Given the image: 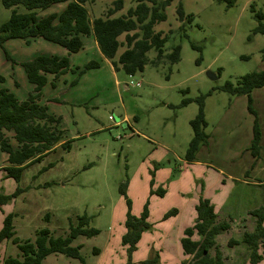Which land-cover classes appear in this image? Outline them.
I'll return each mask as SVG.
<instances>
[{
  "label": "rangeland",
  "instance_id": "obj_1",
  "mask_svg": "<svg viewBox=\"0 0 264 264\" xmlns=\"http://www.w3.org/2000/svg\"><path fill=\"white\" fill-rule=\"evenodd\" d=\"M115 1L88 5L91 18L105 16ZM123 1L124 9L116 18L137 5L136 0ZM180 3L187 16H194L185 25L188 38L179 33ZM253 4L256 11L264 12V0H235L232 7L218 0H175L166 9L167 20L154 30L172 32L166 54L180 45V62L171 65L164 60L153 65L157 57L153 49L144 71L131 77L116 72L92 38L84 39V50L78 54L40 38L31 44L10 40L0 48V76L4 78L0 92L8 91L20 101L34 92L23 63L40 56L69 58L71 71L55 87L53 76H47L40 104L62 119L65 140L72 141L70 151H53L30 166L19 182L8 178L6 171L0 172V197L19 190L16 198L0 204V226L13 214L16 237L34 242L42 229H49L54 237H69L71 222L77 224L79 216H86L87 228L99 231L97 236L80 237L73 243L74 247L82 245L86 264H143L157 255L160 264H185L189 258L185 260L183 253L179 258L169 246L177 241L182 250L179 239L194 224L199 201L208 199L219 219L231 223V230L217 238L225 264H250L244 244L229 248L228 243L254 232L256 218L251 213L264 208V88L252 93L262 133L258 158L250 150L256 116L249 111L248 98L231 96L220 88L264 71V35L253 34L257 26ZM66 7L58 4L39 16L59 15ZM19 12L26 10L20 6ZM10 17L11 11L0 0V27ZM124 40L125 36L119 38ZM193 44L201 50H194ZM125 50L121 47L118 57ZM92 61L101 63V68L81 74ZM208 72L218 79H209ZM209 93L205 100L208 141L189 163L190 121L197 116L198 104L179 106L186 98ZM49 165L53 166L43 171ZM10 166L0 150V168ZM126 183L132 215L142 219L147 209L146 222L151 225L131 255L130 245L122 240L129 206L120 186ZM173 210L177 214L165 218ZM260 252L264 255V244ZM19 255L12 241L0 245V259ZM45 264L82 263L55 254Z\"/></svg>",
  "mask_w": 264,
  "mask_h": 264
},
{
  "label": "trees",
  "instance_id": "obj_2",
  "mask_svg": "<svg viewBox=\"0 0 264 264\" xmlns=\"http://www.w3.org/2000/svg\"><path fill=\"white\" fill-rule=\"evenodd\" d=\"M98 0H2L3 6L11 11L9 20L0 27V48L10 40H22L31 44L40 38L47 42L59 45L69 54H78L84 49V39L92 38L103 55L116 72L123 71L128 76H134L143 72L149 63L148 52L155 50L157 53L153 65H159L167 60L171 65L181 60V46H174L170 54H166V45L170 40L169 35L156 32L155 26L167 20L166 9L175 0H136L137 5L128 11L123 17H114L124 9V1L116 0L113 8L101 18H91L88 5H93ZM226 3L228 7L235 4V0H218ZM58 4H67L61 14H51L46 18L40 17V12L50 9ZM22 6L25 13L19 12ZM251 11L257 22L253 30L254 35H264V12L256 11L255 5H251ZM177 16L182 26L179 28L181 37L188 38L186 23L194 21L193 15H186L183 4L177 9ZM125 36L124 42L119 38ZM121 47L126 50L118 57ZM194 50L200 51V47L192 45ZM11 61L10 57L7 56ZM199 59L198 62H200ZM28 81L34 85V92L26 101L18 100L8 91L0 92V150L8 156L11 165L3 170L7 177L19 182L23 173L30 166L41 162L50 153L61 148L70 151L72 141H66L61 129L62 119L49 114L48 108L40 104L42 92L48 84V75L57 80L71 71L69 58L40 56L32 61L22 64ZM101 63L92 61L85 66L81 74L92 69H100ZM220 76V73H219ZM4 78L0 76V82ZM55 87V81L53 82ZM264 88V71L252 72L241 77L235 84L227 82L220 88L231 96H246L249 102V111L255 115L253 127V140L251 146L252 155L258 158L261 151L262 133L258 123L256 112L252 105V93ZM185 94L187 92H184ZM201 95L196 99L186 98L179 108L187 107L191 103L198 104L197 116L190 121L193 129V138L186 154L187 162H194L202 145L208 141L206 129L205 100L208 96ZM172 107V106H171ZM173 108V107H172ZM16 142L14 145L13 142ZM53 165L43 169L48 170ZM128 184L120 186L121 195L126 197L129 212L125 223L127 233L123 236V244L130 245V255L136 250L137 244L144 231L151 225L146 222L147 209L142 219L135 218L131 213L132 203L127 197ZM19 190L11 196L0 197V204H5L16 198ZM196 220L187 228L181 246L184 256L189 260L185 264H225V259L218 246L217 238L231 230V223L221 221L215 211V207L208 199H201L196 206ZM177 210L168 213L165 218L176 215ZM256 218L254 232H245L240 240L230 239L229 248L244 244L250 254V264H260L264 261V255L260 250L264 244V208L251 213ZM14 217L6 216L3 228L0 231V244L12 241L20 251V256L8 257L0 260V264H45L48 256L60 254L86 264L82 256V245L74 247L73 243L80 237L92 238L99 235V231L89 229V219L79 216L77 224L71 222L69 237H54L49 229H42L36 233L34 242L21 241L16 237ZM215 255H212V252ZM132 257V256H131ZM159 255L153 260L143 264H160Z\"/></svg>",
  "mask_w": 264,
  "mask_h": 264
},
{
  "label": "crops",
  "instance_id": "obj_3",
  "mask_svg": "<svg viewBox=\"0 0 264 264\" xmlns=\"http://www.w3.org/2000/svg\"><path fill=\"white\" fill-rule=\"evenodd\" d=\"M94 40V39H93ZM94 42H95V40H94ZM95 48L97 49L98 48V46H97V43L95 42ZM99 49V48H98ZM84 50V49H83ZM62 77V76H61ZM60 77V78H61ZM54 78V77H53ZM60 78H58L57 80H54L55 81V84L60 80ZM5 168V167H4ZM3 167L2 168H0V172H3V169H4ZM7 178V177H6ZM3 214V213H2ZM6 213H4L3 214V216L5 215ZM17 215V214H16ZM2 228H3V224H2V226H0V231L2 230ZM181 239L182 238H180L179 240L181 241ZM168 240H170V238H168ZM172 241V240H171ZM8 241H5V242H3V243H1L0 245H3L4 246V244H6ZM169 242V241H168ZM173 242V241H172ZM168 244V243H167ZM174 244H175V241H174ZM181 245V244H180ZM170 248L169 249H173V251H174V253L179 257V258H181V257H183V255H182V253H183V251L180 249V247H179V242H177L176 241V244L175 245H173V246H169ZM178 248H179V250H180V252L178 253ZM4 250H2V252H3ZM96 253H98V251H96ZM260 253H262V252H260ZM20 256V255H19ZM18 256V257H19ZM52 256V255H51ZM48 257H50V256H48ZM47 257V258H48ZM4 258H6V257H4ZM4 258H1L0 260H2V259H4ZM186 259H188V257H185V260ZM46 260V259H45ZM260 264H264V261L263 262H261Z\"/></svg>",
  "mask_w": 264,
  "mask_h": 264
},
{
  "label": "water",
  "instance_id": "obj_4",
  "mask_svg": "<svg viewBox=\"0 0 264 264\" xmlns=\"http://www.w3.org/2000/svg\"><path fill=\"white\" fill-rule=\"evenodd\" d=\"M207 76L209 77V79H211L212 81H216L218 79V75L212 72H208Z\"/></svg>",
  "mask_w": 264,
  "mask_h": 264
},
{
  "label": "built area",
  "instance_id": "obj_5",
  "mask_svg": "<svg viewBox=\"0 0 264 264\" xmlns=\"http://www.w3.org/2000/svg\"><path fill=\"white\" fill-rule=\"evenodd\" d=\"M131 77V76H130Z\"/></svg>",
  "mask_w": 264,
  "mask_h": 264
}]
</instances>
